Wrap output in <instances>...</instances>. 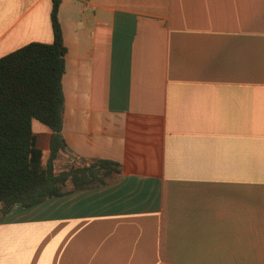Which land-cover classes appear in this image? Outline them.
<instances>
[{
	"label": "crops",
	"instance_id": "obj_1",
	"mask_svg": "<svg viewBox=\"0 0 264 264\" xmlns=\"http://www.w3.org/2000/svg\"><path fill=\"white\" fill-rule=\"evenodd\" d=\"M50 10L0 0V58L51 43ZM58 21L66 147L121 170L14 205L0 264H264V0H60Z\"/></svg>",
	"mask_w": 264,
	"mask_h": 264
},
{
	"label": "trees",
	"instance_id": "obj_2",
	"mask_svg": "<svg viewBox=\"0 0 264 264\" xmlns=\"http://www.w3.org/2000/svg\"><path fill=\"white\" fill-rule=\"evenodd\" d=\"M59 5L60 0H51V43L31 42L0 58V217L16 204L27 208L78 189L104 185L121 170L114 161L84 159L55 172L56 160L63 153L72 154L61 134L66 49ZM33 120L51 131L46 159L35 144Z\"/></svg>",
	"mask_w": 264,
	"mask_h": 264
},
{
	"label": "rangeland",
	"instance_id": "obj_3",
	"mask_svg": "<svg viewBox=\"0 0 264 264\" xmlns=\"http://www.w3.org/2000/svg\"><path fill=\"white\" fill-rule=\"evenodd\" d=\"M38 124V123H37ZM65 158L67 159V161H64V160H61L60 161V167H58V165H57V168H62V169H64L66 166H68V165H78V164H80V163H83V161L81 160H78L73 154H68V153H66L65 154ZM61 158V157H60ZM44 159H45V157H44Z\"/></svg>",
	"mask_w": 264,
	"mask_h": 264
}]
</instances>
